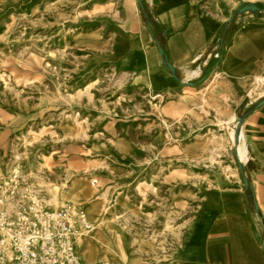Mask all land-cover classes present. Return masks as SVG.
Returning <instances> with one entry per match:
<instances>
[{
    "label": "rangeland",
    "instance_id": "rangeland-1",
    "mask_svg": "<svg viewBox=\"0 0 264 264\" xmlns=\"http://www.w3.org/2000/svg\"><path fill=\"white\" fill-rule=\"evenodd\" d=\"M193 1L225 20L198 46L188 27L172 42L170 28L163 34L153 24V0H143L148 13L138 0H0V179L14 150L49 205L86 211L92 228L76 238L84 264H188L206 198L248 175L237 156L239 127L232 134L227 123L233 87L212 75L238 31L240 57L255 58L264 9L240 8L264 0ZM150 23L178 78L160 53L149 65L135 58L146 44L159 50ZM258 72L244 78L250 88ZM210 80L198 94L182 92ZM92 235L103 241L93 252L84 249Z\"/></svg>",
    "mask_w": 264,
    "mask_h": 264
},
{
    "label": "crops",
    "instance_id": "crops-1",
    "mask_svg": "<svg viewBox=\"0 0 264 264\" xmlns=\"http://www.w3.org/2000/svg\"><path fill=\"white\" fill-rule=\"evenodd\" d=\"M216 18L219 25L214 34L225 23L221 17L216 15ZM152 22L159 30L167 27L156 15V7ZM238 32L232 38L231 46ZM262 38L263 32L260 31L258 35L256 30L253 41L254 51L257 53L255 58H241L238 52L239 43L233 51V64L228 67L227 72H223L224 81L233 87L229 89L228 95L236 99L233 115L244 118L241 126L245 136L237 139L236 149L239 164L247 167L251 191L245 187L243 181L233 189L211 194L206 198L196 219L197 226L192 234L193 243L188 264H264V104L260 103L263 97L248 93L240 83L241 78L234 74L250 61L251 70L264 72V59L258 58L264 48ZM224 58L218 65L215 63L213 66L212 77L224 65ZM240 144L246 150L244 159L238 152Z\"/></svg>",
    "mask_w": 264,
    "mask_h": 264
},
{
    "label": "built area",
    "instance_id": "built-area-1",
    "mask_svg": "<svg viewBox=\"0 0 264 264\" xmlns=\"http://www.w3.org/2000/svg\"><path fill=\"white\" fill-rule=\"evenodd\" d=\"M23 164L14 150L3 158L0 264H84L76 238L86 235L93 222L80 205H49Z\"/></svg>",
    "mask_w": 264,
    "mask_h": 264
},
{
    "label": "bare ground",
    "instance_id": "bare-ground-1",
    "mask_svg": "<svg viewBox=\"0 0 264 264\" xmlns=\"http://www.w3.org/2000/svg\"><path fill=\"white\" fill-rule=\"evenodd\" d=\"M156 4V15L167 25L170 30H172V42L178 36H182V31L184 27H188L192 34V43L193 45L203 44L204 41L210 39V37L214 34L216 29L218 28L219 21L216 18L215 13H203L201 8L194 3L193 0H153ZM227 14L223 13L222 17H226ZM259 29V28H258ZM250 31L251 28L249 29ZM249 31V32H250ZM258 32V30H257ZM255 35V34H254ZM259 35V33H258ZM254 38V36H253ZM151 39V33L146 26H142L141 34L139 35V40L146 43H149ZM243 41V32L239 31L235 38L233 45L227 51L225 56L224 65H221L220 69L216 72L213 79L220 78L223 76V72L228 71V67L233 64V51L238 47L239 43L241 44ZM175 46V43L173 44ZM142 51L139 54L135 55V58L138 60L139 64L149 65L152 57L158 56L159 50L156 46H150L148 44L144 45ZM252 49L255 48L254 43ZM199 50V48H198ZM186 53V47H183L181 50V54L184 55ZM252 62L250 61L246 65H243L242 69L236 73H234L239 79L241 78V84L245 87L248 93H252L254 91H260V93H264V74H256L253 88L248 86V83L244 80L245 77L251 72ZM200 74V69H194L191 71L190 75H198ZM243 80L245 82H243ZM212 80L208 81L204 86L195 88V87H187L182 92L186 94H198L204 90H206ZM162 94H157V96H161ZM230 124V129L232 134L236 132L237 125L236 117L232 115L230 120L227 121ZM238 139L243 138L245 136V131L243 126L240 127L239 131L236 132ZM238 152L242 159L245 158L246 150L243 144L238 145ZM72 186L75 185V180H73ZM126 242V240H125ZM103 241L101 236H93L86 241L84 245V249L88 251H97L99 247L102 245Z\"/></svg>",
    "mask_w": 264,
    "mask_h": 264
},
{
    "label": "water",
    "instance_id": "water-1",
    "mask_svg": "<svg viewBox=\"0 0 264 264\" xmlns=\"http://www.w3.org/2000/svg\"><path fill=\"white\" fill-rule=\"evenodd\" d=\"M138 3H139L140 6H143V0H138ZM245 10H252V11H254V12H257V11H260V10H262V9H260V7H259L256 3H252V4L244 5V6H242V7L240 8V11H241V12H243V11H245ZM147 20H148V18H147ZM158 47H159V52H160V54H161V58H162V62H163V64L165 65V67H166V68H167V69H168V70H169L174 76H176V70H177V69H176L175 65L173 64L172 61L166 59V57H165V51H164L163 47L160 45V43H158ZM260 103H261V105L264 104V98L262 99V101H261ZM238 120H239V126H238L239 128H238V129H240L241 124H242L244 118H243V117H239ZM240 168H242V170H244L242 165H240ZM244 184H245V187H246V188H248V187L250 186V181H249V179H248L247 176L244 177ZM255 206H256L257 209H259L257 203H255ZM261 216H262V214H261Z\"/></svg>",
    "mask_w": 264,
    "mask_h": 264
},
{
    "label": "trees",
    "instance_id": "trees-1",
    "mask_svg": "<svg viewBox=\"0 0 264 264\" xmlns=\"http://www.w3.org/2000/svg\"><path fill=\"white\" fill-rule=\"evenodd\" d=\"M256 4L260 7V9H264V3H256ZM142 9L144 10L145 13H148L145 6H142ZM150 30H151L152 34L154 35V37L159 41L160 45L163 47V49L165 51L166 59L171 61V55H170L169 47H168V44L165 41V39L161 38L159 36L160 35L159 31H157L155 28H153L151 26V23H150ZM166 31L167 30L165 29V27L161 28V32L163 34H165ZM176 77L178 78L177 70H176ZM207 77H208V73L204 74V76L200 80H198L197 82H193L192 85L194 86V85H198L199 83H202ZM248 190L251 191L250 186L248 187Z\"/></svg>",
    "mask_w": 264,
    "mask_h": 264
}]
</instances>
